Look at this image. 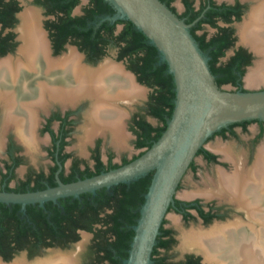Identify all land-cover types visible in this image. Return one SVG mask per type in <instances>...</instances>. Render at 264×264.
<instances>
[{
    "label": "flooded vegetation",
    "instance_id": "1",
    "mask_svg": "<svg viewBox=\"0 0 264 264\" xmlns=\"http://www.w3.org/2000/svg\"><path fill=\"white\" fill-rule=\"evenodd\" d=\"M15 1L17 3L16 7L19 10L9 14L7 21L0 22V61L16 58L22 44L19 31L21 24L17 15L24 10V6L20 0ZM162 1L181 20L191 25V28L199 26L200 30L196 32L197 35H206L208 40L217 34L218 29L215 27L228 29L234 42L233 47L228 51H232V54L228 56L227 52L226 56L220 60V63L228 62L241 49L246 51L250 63L243 65L241 70L236 71L235 83L223 86L224 90L231 92L264 90V86L259 90H249L244 85L246 72L251 69L255 59H257L253 51H250L244 44H240L242 41L240 28L246 22V19L248 20V17H250L252 7L255 4L253 0ZM74 2L75 0H65L64 4L60 5L56 0H33L28 8L37 11L41 17L42 28L39 27L48 42L51 58L58 59L69 55L73 51L80 57L83 66L97 68L101 65L99 62L106 57L108 51L115 49V59L123 63L126 71L136 76V81L140 85L146 86L138 80V75L135 72V63L138 55L129 54L124 56V43L121 45H115L113 42L107 44L101 43L100 50L91 52L88 48L84 49L82 38H77L71 34H55V25L60 24L59 17L66 15L69 9L71 10V17L83 16L85 15V9L90 4V0H79V3L72 8ZM176 3L180 5L182 11L178 9ZM79 7L81 8V12L77 13ZM103 18L97 23L93 21L88 22L86 30L90 31L93 26L98 30L102 23L106 22L103 21ZM115 23H110V25H114V36H118L122 32L124 25H115ZM208 27L215 29L216 33L210 35L207 32ZM109 30V28L103 27L101 32L107 35ZM247 45L250 46L249 44ZM250 47L252 48V46ZM253 50L258 53L255 49ZM263 60L264 57L261 56V60L258 63ZM95 65L99 66L93 67ZM242 71L244 72L242 73ZM127 75L130 76L129 74ZM130 77L134 80L132 76ZM146 87L149 88L148 86ZM90 104L91 100L87 98L81 99L75 104L64 105L60 102H51L46 110H40L37 114L33 143H31L32 140L30 138L27 139L26 136L20 134V130L15 127L4 126L5 115L2 105H0V192L28 193L56 187L59 181L65 184L73 183L93 177L94 173L98 171L107 172L111 168V165L121 167L126 162L132 161L142 152L141 149L136 147L137 136L134 132L136 122L140 120L141 116H144L139 110L131 114L129 119V130L135 137L134 146L139 152L132 157L122 156L119 162H115L114 152L107 150L104 158L101 139H97L93 143V137L90 139L86 131L87 125H90ZM145 111L147 120L148 117L153 118L160 124L158 119L149 115L147 105ZM148 122L150 121L148 120ZM152 125L157 126L155 124ZM251 125H255L253 131L250 130ZM78 135L81 137L79 150L73 146ZM242 136H245L244 141ZM230 141L242 143L246 147L245 150L247 152H238L235 150V147L230 146L234 152L233 154H243L240 156H244L245 172H250L251 168L255 165L259 151L262 147L264 148V121L252 120L231 124L207 140L201 148L204 152L199 150L200 152L197 153L183 180L189 172H193L197 176V171L199 170L196 163L197 157L202 158L204 165L216 167V170L214 178L204 177L203 185L205 189L201 190V188H198L200 190L196 191V193L187 194L188 197H186L187 195L185 196V201L179 200L176 197L175 204L170 207L168 214L170 211L176 212L180 216L179 219L183 225L188 226L191 222H195L199 224L197 229L201 230L209 229L215 222L223 225L222 219H225L229 211L224 206L218 205V200L233 205L237 212L246 215L244 211L237 208V204L231 201L227 195L222 196L223 192L222 195L212 194L210 192L211 187L205 181L208 179L216 184L218 171L227 174H232L235 171L236 166L234 162L227 159L223 153L212 148L215 145L229 146L226 143H230ZM209 142H213L211 143V148L206 149V144ZM183 180L178 190L181 188ZM111 195H114V192L109 191L108 196ZM95 202V196H85V199L82 196L79 199L72 198L68 203V208H71L72 211V219L67 218L66 207L63 206L61 201L57 203L47 202L44 207L39 204L27 205L25 211L22 210V206L19 204L0 203V263L12 264L19 259H24L26 264H35L36 261L43 259L40 257L48 251L54 252L48 257L69 254L71 249L78 243L81 235L86 233L93 236L91 248L93 256L87 264H123L125 259L122 255L117 254L116 250L113 251V256L118 262L102 261L105 253L103 249L105 246L104 239L107 238V235L111 240L115 239L114 235L110 236V234L105 233L108 228L107 225L110 227L113 224L109 223L105 226L104 221L116 214L117 207L113 201H110L109 205L103 204L98 208V214L93 215V211L87 213L88 205ZM79 203L84 205L79 207ZM47 204L53 210H50L48 216L45 217ZM52 216L62 221L60 228L50 227L45 222V220H49ZM235 217H238V215H235ZM94 218L101 220L94 223L92 221ZM90 222H92V230L86 228ZM166 224L167 217L162 224L163 231H160L159 235L161 243L156 244V254L154 257L152 254V258H164L165 264H184L190 257L198 261V264H209L201 252L189 249L191 252H187L188 250L182 249L181 246L180 248L184 254L183 260L177 262L171 261L169 259L170 253L176 245L177 240L181 239L180 237L179 239L176 237V233L181 232V229L176 225H173L174 227H167ZM220 228H226V226H220ZM184 250L186 251L185 253Z\"/></svg>",
    "mask_w": 264,
    "mask_h": 264
},
{
    "label": "bare ground",
    "instance_id": "2",
    "mask_svg": "<svg viewBox=\"0 0 264 264\" xmlns=\"http://www.w3.org/2000/svg\"><path fill=\"white\" fill-rule=\"evenodd\" d=\"M253 1L250 17L240 28V34L243 43L264 57V0ZM21 21L22 44L16 58L0 61L4 126L15 127L33 143L40 110H46L51 102L66 105L87 98L91 100L90 125L86 127L89 138L109 131L115 144L124 145L128 136L119 106L120 103H133L141 96L134 80L109 61L97 68L85 67L73 51L58 59L51 58L47 40L39 27V13L27 8ZM263 80L264 60L250 71L247 82L258 85ZM212 148L223 153L236 167L232 174L218 171L216 184L206 179L210 192L227 195L246 213L247 222L240 219L226 228L216 224L209 230L182 231L183 247L201 252L210 264H264V148L259 151L250 172H245L244 158L233 154L230 146ZM172 221L181 229L178 217H172ZM54 256L35 264H78L76 253ZM12 264L26 263L19 259Z\"/></svg>",
    "mask_w": 264,
    "mask_h": 264
},
{
    "label": "water",
    "instance_id": "3",
    "mask_svg": "<svg viewBox=\"0 0 264 264\" xmlns=\"http://www.w3.org/2000/svg\"><path fill=\"white\" fill-rule=\"evenodd\" d=\"M20 1L24 6L17 15L21 24V15L33 0ZM105 2L115 13L103 21L111 24L130 21L158 50L160 62L167 64L168 72L173 76L175 107L166 130L143 155L121 167L69 184L59 181L58 186L42 191L0 192V203L19 204L25 211L27 205L44 207L47 202L57 203L70 197L79 199L87 193L96 195L98 190L130 184L153 172L140 218L133 227L135 235L129 257L123 261V264H153L152 254L160 229L170 207L175 204L181 181L197 153L211 136L231 124L264 121V90L231 92L220 88L210 69V58L193 37L191 25L160 0ZM240 44L257 56L256 66L260 55L242 41ZM132 77L136 81L134 74Z\"/></svg>",
    "mask_w": 264,
    "mask_h": 264
},
{
    "label": "trees",
    "instance_id": "4",
    "mask_svg": "<svg viewBox=\"0 0 264 264\" xmlns=\"http://www.w3.org/2000/svg\"><path fill=\"white\" fill-rule=\"evenodd\" d=\"M163 2L162 0H160ZM57 3L64 4L65 0H56ZM79 0H75L73 6L77 5ZM15 0H0V22H5L9 19V14L19 10L16 7ZM71 8V9H72ZM70 9L66 15L59 17L60 24H56V35L71 34L77 38H82V45L84 49L88 48L91 52L100 50L101 43L113 42L115 45L125 44L123 47V55H138L136 60L135 72L138 75V80L152 89L147 103V109L149 115L159 120L157 126L148 122L145 116H141L140 120L136 122L134 132L137 136L136 147L141 149L142 152L136 156L133 160L143 155L152 145L159 140L164 131L167 128V122L171 119L174 107H175V83L173 76L168 72V66L166 63L160 62V54L158 50L149 43V40L145 35L139 32L136 27L130 21H117L115 25L122 24L124 28L118 36H114V25H110L108 21L103 22L101 27L96 30L93 26L90 31H87V23L93 21L97 23L105 16H112L115 10L105 0H90L89 6L85 9V15L71 17ZM215 27V25H213ZM103 27H107L110 30L108 34L101 32ZM217 34L211 39H207L206 35H197V31L200 30L199 26L191 28L193 37L198 42L202 51L210 58V69L215 76L217 85L222 88L223 86L235 83L236 71L241 70L243 65L250 63V59L247 56L246 51L239 50L236 54L226 63H220V60L224 58L227 52L233 47L234 42L231 39V34L226 28H218ZM81 45V44H80ZM81 47V46H80ZM83 47H81L83 49ZM220 63V64H219ZM219 64V65H218ZM244 71H242L243 73ZM162 124V125H161ZM204 152L203 149L200 151ZM199 151V152H200ZM132 160V161H133ZM131 162V161H129ZM126 162L125 164L129 163ZM119 166L111 165V169H116ZM106 171V170H105ZM108 171V170H107ZM104 172V171H103ZM102 173L98 171L93 176ZM153 178V172L149 173L145 177H142L130 184H120L112 187L111 189L98 190L96 195L91 193L81 195L84 199L85 196H95L96 202L88 205L86 212L93 211V215L98 214V208L103 204H110L112 201L117 207V212L110 219H107V224H113L107 228L106 234L115 236L114 240H111L108 235L104 239V256L102 261L109 260L118 262L114 259L113 251L116 250L117 254L122 255L124 259L129 257V250L131 243L134 239L135 232L133 227L138 223L140 218V210L145 202V195L147 194ZM109 191L114 192V195L108 196ZM108 196V197H107ZM73 197L69 199H60L63 206L66 207L67 218L72 219L71 208H68V203ZM111 201V202H110ZM77 203V200H76ZM84 204L79 203V207ZM47 211L45 217L48 216L50 210H53L49 204L46 205ZM76 220V219H75ZM101 219L94 218L95 222H100ZM50 227H59L61 220L52 216L49 220H45ZM73 222V221H72ZM39 224V223H38ZM103 225V226H104ZM88 230H92V222L86 227ZM163 231V227L160 230ZM161 243V237L158 236L157 244ZM157 245L153 251V257L156 254ZM164 258H153V264H165ZM184 264H198L193 258H188Z\"/></svg>",
    "mask_w": 264,
    "mask_h": 264
},
{
    "label": "rangeland",
    "instance_id": "5",
    "mask_svg": "<svg viewBox=\"0 0 264 264\" xmlns=\"http://www.w3.org/2000/svg\"><path fill=\"white\" fill-rule=\"evenodd\" d=\"M176 5H177L178 9L180 11H182V8H180V5L178 3H176ZM80 12H81V8L79 7L77 9V13H80ZM40 22H41V17H40ZM40 27L42 28L41 23H40ZM207 32L210 35L216 33L215 29H212L210 27L207 28ZM238 42H240V41L238 40ZM47 44H48V42H47ZM48 47H49V45H48ZM65 55H66V53H65ZM115 57H116V50L115 49H111V50L108 51V54L106 55V57L103 60H101L99 63L103 64L106 61H109L111 63L113 62V64H117V66L121 67L125 73L129 74L130 76H132L128 71H126V69L124 68L123 63L117 61L115 59ZM255 61H257V59H255ZM99 65H95L93 67H97ZM254 67H255V65L253 64V66L251 68L253 69ZM250 71L251 70H248L246 72V75H245V78H244V85L249 90H259L261 87L264 86V80L258 85H249L248 82H247V78H248V75H249ZM134 82L136 83L137 87L140 88L141 96L139 98H137L133 103H130V104L120 103V106H119V109L122 111V113L124 115L123 124H124L125 131L127 133V136H128L127 140H126V143L124 145H122V146H118L117 144H115L113 142V140H112V135H111L110 132H106L104 134H99V135H96V136H94L92 138L93 143L97 139H101L102 145H103L102 149H103L104 158L106 156L105 154H106L107 150H112L114 152V154H115V162H119L122 156L132 157L134 154L139 152V151H137L135 149V146H134L135 137L129 130V119H130L131 114H133V113H135L136 111H139V110H140V113L142 112V114L144 116H146L145 108H146V105H147V103L149 101V96H150L152 90L149 89V88L145 89V86L139 85L137 81H134ZM225 88H228V87H225ZM148 120L152 124H155V125L158 124V122L156 120H154L153 118H149L148 117ZM254 128H255V125H251L250 126V130L251 131H253ZM244 138H245V136H242L243 141L245 140ZM80 140H81V137H80V135H78L77 140H75L74 145H73L75 149L79 150V148H80V146H79L80 145ZM211 143H213V142H209V143L206 144V149H210L211 148ZM227 144L229 146H231V147L232 146L235 147V150L238 151V152H242V151L247 152L245 150L246 147L242 143H239V142H236V141L234 143V142L230 141V143H226V145ZM240 144H242V145H240ZM237 155H243V154H237ZM196 163H197V165L199 167V170L197 171V176L193 172H189L186 175L185 179L183 180L181 188L177 191V194H176V197L179 200L185 201L186 200L185 199V195L191 194V193H196V191L200 190L198 188H201V190L205 189V186L203 185L204 184L203 183L204 182V177L205 178H211V179L214 178V172L216 170L215 169L216 167H208V166L204 165L201 157H197L196 158ZM218 202H219L218 205H220L222 207L224 206L229 211L228 214L226 215L225 219H222L223 225H225V226L231 225L236 220L240 221V219H241V222H247L246 215H243V213L237 212L233 205H231V204H229L227 202H223V201L221 202L220 200H218ZM235 215H238V217H235ZM172 217H178L179 218L180 216L176 212L170 211L168 216H167V224H166L167 227H174L173 225H175V224L172 221ZM180 224H181V232L176 233V237L178 239H179V237L181 238L182 231L188 232L191 229H197V226H199V224H197L195 222H191L190 224H188V226H185V225H183L181 220H180ZM212 225H214V224H212ZM214 226H216V225H214ZM257 228L259 229V227H257ZM209 229H206V230H209ZM181 243H182V239H179V240H177L176 245L173 247V250L170 253V257H169V259L171 261H176L177 262V261L183 260V255L184 254H183V250L182 249H184V247H183V243L182 244ZM92 244H93V236L89 235V234H86V233H83L81 235L78 243L73 247V249H71L69 254H71V253H76L77 254L78 264H87V263H89L91 261V258L93 256V254L91 253ZM180 246H181L182 249L180 248ZM53 253H54L53 251H48L47 253H45L40 258H43V259L47 258L49 255H51ZM203 260H205V259H203Z\"/></svg>",
    "mask_w": 264,
    "mask_h": 264
}]
</instances>
